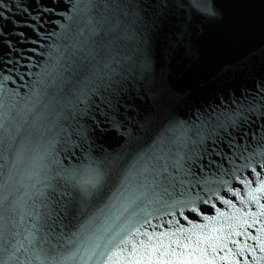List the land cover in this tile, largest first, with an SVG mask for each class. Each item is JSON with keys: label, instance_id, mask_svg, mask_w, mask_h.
I'll use <instances>...</instances> for the list:
<instances>
[{"label": "water", "instance_id": "water-1", "mask_svg": "<svg viewBox=\"0 0 264 264\" xmlns=\"http://www.w3.org/2000/svg\"><path fill=\"white\" fill-rule=\"evenodd\" d=\"M71 3L77 5V10L71 19L60 21L63 27H56L49 21L48 13H43L42 27L36 28L31 17L37 16L38 10L28 7L27 12L22 11L31 0H0V11L6 17L0 19V81H3L0 87V198H7L3 206L6 210H0V226L6 229L5 240L11 241L14 247L23 245L22 251L16 253L18 259H9L8 252H0V264H104L106 257H111L114 264H125L126 258H131L133 243L137 244L138 254L143 251L139 241H146V237L141 233L155 231L159 237L161 233L177 232L176 221L180 217L167 215L162 204L138 203L144 185L151 180L150 176L146 179L139 173L153 153V137L170 114L188 119L198 108L216 107L218 99L228 107L235 98L237 103L231 107L240 112L241 120L247 116V126L253 114L246 112V106L252 102L254 86L264 81V0H209L217 13L215 19L186 3L164 28L151 36L147 45L142 43L146 35L134 28L125 31V25L120 30L123 38L113 45L111 41L117 34L109 31L110 25L101 23V18L108 13L100 6V0H71ZM71 3L66 8L71 9ZM93 26L99 35L90 38ZM33 28L41 37L35 44L32 41L37 37ZM110 49L125 61L122 66H114L135 78L127 84V91L120 94L122 127L119 132L105 123V131L92 136L91 155L101 162L108 179L104 194L81 209L74 185L91 178L92 161L83 158L79 150L69 155L53 142L49 162L42 168L38 146L25 137L40 113H47L49 120L56 122L53 132L60 128L71 132L78 126L81 118L74 107L75 96L78 90L87 91L96 86L92 74H101L102 57ZM145 53L150 58L151 74L139 78L138 64ZM44 72L50 75L45 77ZM4 76L11 79L3 80ZM37 81L43 83L36 86ZM34 86L36 90L32 91ZM146 117L153 121L152 127L138 131L137 126ZM128 132L133 134L132 138ZM217 136L220 138L216 141L217 150L225 152L229 159L222 161L219 155L209 153L198 161V166L213 161L211 167L204 168L210 180L218 175L216 165L225 171L239 167L244 161L235 159L234 154L259 152L264 143L260 140L264 130L256 131L254 136L249 131L246 140L238 137L232 149L228 148L229 135L218 131ZM208 147L212 149L211 141ZM68 168L77 172L69 174L65 171ZM125 172L129 174L128 186L121 187L116 178ZM237 175L248 178V171L241 169ZM224 178L229 187L236 183L231 176ZM260 179H264V173ZM202 187L207 189L208 185ZM244 191L247 189L242 188L241 199ZM188 195H203V192L196 188ZM225 198L232 199L236 209L245 210L239 199L230 194ZM213 203L221 212L234 211L218 201ZM260 203L264 204V199ZM104 204L110 207L98 211ZM246 210L259 211L255 205H247ZM204 215L217 219L206 221L197 217L193 221L198 226L195 236L184 239L187 233L177 232L175 237H165L164 244L169 239H179L190 251L196 236L202 232L216 235L213 229L228 231L230 221L219 217L215 210ZM182 226L192 227L187 222H182ZM261 229H264V217H259L249 231L261 237L264 236ZM234 239L257 246L252 240ZM49 246L55 248L56 259L51 254L47 260L42 256L35 258L41 249L47 250ZM171 247L177 246L173 243ZM200 247H204L203 242ZM228 248L236 250L231 243ZM262 256L264 253L256 252L257 259ZM245 258L252 259L247 254ZM229 259L232 257L226 251L215 255L216 264H228ZM260 264H264V259Z\"/></svg>", "mask_w": 264, "mask_h": 264}, {"label": "snow or ice", "instance_id": "snow-or-ice-1", "mask_svg": "<svg viewBox=\"0 0 264 264\" xmlns=\"http://www.w3.org/2000/svg\"><path fill=\"white\" fill-rule=\"evenodd\" d=\"M69 3L71 0H31V4L22 11L27 12L28 7H35L38 10V15L31 17L36 28L42 27L40 17L43 13H48L49 21L53 22L56 27H63L60 21L71 19V15L77 10L75 3H71V9L66 8ZM186 3L190 8H195L210 18L215 19L217 16L216 11L210 6L209 0H100V6L108 13L101 18V23L110 25L109 31L117 34L116 39L111 41L113 45L117 40L123 38L120 31L122 25H125V31L134 28L135 31L146 35L147 39L142 43L147 45L151 36L164 28L176 11L183 8ZM28 15L31 16L30 13ZM0 19H6L3 11H0ZM33 32L37 37L32 41L35 44L41 37L35 28H33ZM97 35L99 32L93 26L89 37ZM89 54L91 55V53ZM102 60L101 74H92L97 81L96 86L87 91L78 90L75 96L74 107L77 115L81 118L78 126L73 127L71 132L64 128L53 132L56 122L50 121L47 113H40L33 119L25 137L30 143L34 142L38 146L42 168L46 167L49 162L53 142L59 145V150L69 155L76 154L79 150V154L83 158L92 161L89 166L91 178L87 181H78L74 185L81 209L86 208L89 202L104 194L108 179L101 162L91 155L92 136L104 132L103 125L105 123L119 132L122 127L120 94L127 91V84L135 78L124 72L122 68L118 69L114 66L117 64L122 66L125 61L115 55L113 50L110 49L106 57H102ZM151 69L150 58L145 53L144 58L138 64L139 78L149 76ZM42 75L48 77L50 74L44 72ZM10 79L11 76L3 77V80ZM41 83L43 81H37L36 86ZM2 85L3 81H0V87ZM36 86L32 91L36 90ZM244 92L245 99H247L248 90L245 89ZM251 101L246 106V112L253 114V119L247 126L245 125L247 116L241 120L240 112L231 107L237 103L235 98L230 100L228 107L223 104L222 99H218L216 107L208 105L206 108H198L193 113V117L188 119L170 114L166 123L153 137V153L145 161L146 166L143 171L139 173L146 179L150 176L151 180L144 185V191L141 193L138 203L144 204L147 201L149 204H162L167 215L180 217L181 219L176 221V228L177 232L181 234L187 233L184 239L196 235L195 229L198 226L193 221L197 217L206 221L217 219V217L204 215L206 211L215 210L219 217L230 221L228 231L224 232L222 228L213 229L216 235L202 232L196 236L195 246L190 251L186 250V246L181 245L179 239H169L168 244H164L165 237H175L177 232L161 233L159 237L156 236L155 231L143 232L141 235L146 237V241H139V246L143 251L138 254L137 244L133 243L131 258H126L125 264H216L215 255L221 251H226L232 257L228 260V264H242V261L244 264H260V260L264 259V256L260 259L256 258L257 251L264 253V236L256 237L249 231L258 223L259 217H264V204L260 203V200L264 199V179H260L261 174L264 173V143L261 144L259 152L252 151L249 155H245L244 151H239V156L234 154L235 159L242 158L244 161L239 167L228 168L225 171L220 165H216L215 171L218 175H213L211 180L204 174V168L211 167L213 161L209 160L208 165L199 164L198 166V161L209 153L219 155L222 161L229 159L225 152L218 151L216 148V141L220 139L217 136L218 131L231 137L228 140V148L232 149L238 137L246 140L249 138V131H252L254 136L256 131L264 130V81L254 86ZM57 115L59 116V114ZM152 123L151 118L146 117L139 123L137 129L138 131H147L152 127ZM125 131L127 132V129ZM128 137L132 138L133 134L128 132ZM260 140L264 142V136H261ZM209 141L213 145L211 150L208 147ZM220 142L223 143V140L221 139ZM18 155H22V153ZM56 163L59 164V161ZM241 169L248 171V178L237 175ZM65 171L75 174L77 169L68 168ZM197 173H200L199 177H197ZM225 176H231L236 183L229 187ZM116 179L121 187H127L129 174L125 172ZM202 185H208L207 189ZM254 185L255 187H253ZM196 188L201 189L203 195H188ZM242 188L247 191L243 192L241 199ZM220 192H223L224 195L219 194ZM229 194L233 198L239 199L240 204L246 206L245 210L236 209L233 200L225 198ZM6 199V197L0 198V210H6L3 208ZM213 201H218L221 205H226L234 211L231 214L221 212ZM247 205H255L259 211L251 213L246 210ZM108 207H110L109 204H104V207L98 211L103 212ZM65 211H70V209L65 208ZM182 222L190 224L191 229H185ZM171 226L170 222L168 227L171 228ZM206 227L207 225H205ZM5 231L6 229L0 226V252H8L9 259H18L16 253L22 251L23 245L14 247L11 241L4 239ZM234 237H242L245 241L252 240L256 242L257 246L241 243ZM201 242L204 243V247H200ZM173 243L176 244V249L171 247ZM229 243L234 246L235 251L233 248H228ZM10 248L11 252L8 251ZM153 253L155 256L152 255ZM50 254L53 259H56L55 248L52 246H49L47 250L41 249L40 255L35 258L39 259L42 256L47 260ZM245 254L252 258L251 261L246 260ZM161 256L163 259H160ZM104 264H114V262L111 257H106Z\"/></svg>", "mask_w": 264, "mask_h": 264}]
</instances>
